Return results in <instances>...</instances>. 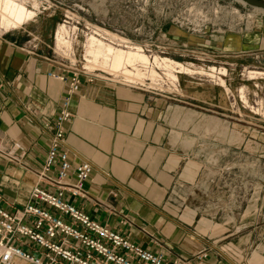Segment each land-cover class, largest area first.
Returning a JSON list of instances; mask_svg holds the SVG:
<instances>
[{
    "label": "crops",
    "instance_id": "1",
    "mask_svg": "<svg viewBox=\"0 0 264 264\" xmlns=\"http://www.w3.org/2000/svg\"><path fill=\"white\" fill-rule=\"evenodd\" d=\"M169 34L195 61L226 69V85L181 76L180 97L171 100L83 73L65 138L72 165L88 161L94 170L87 195L69 200L143 249L164 252L166 264H264V116L242 115L240 101L244 90L256 102L264 89V76L246 82L243 71L264 73V22L217 34L174 26ZM53 39L33 23L0 32V206L7 211L31 201L50 147L46 125L67 97L69 82L50 76H70ZM200 253L207 257L196 260Z\"/></svg>",
    "mask_w": 264,
    "mask_h": 264
},
{
    "label": "built area",
    "instance_id": "2",
    "mask_svg": "<svg viewBox=\"0 0 264 264\" xmlns=\"http://www.w3.org/2000/svg\"><path fill=\"white\" fill-rule=\"evenodd\" d=\"M68 19L69 17L66 16L63 25L70 24ZM93 33L102 40L115 44L107 36ZM141 49L144 53L149 52L151 59L154 58L151 54L152 50H145L143 47ZM62 53H58L63 59L61 65L65 66L70 76L53 73L50 76L68 81L69 88L62 111L53 122L46 125L47 130L50 131L51 141L44 168L38 174L39 182L55 188L56 192H49L39 183L31 192V201L22 208L11 212L0 206V264H12L15 260L28 264H166L164 252L152 253L143 249L126 236L94 221L84 209L76 207L69 200V197L80 198L87 195L85 184L94 170V165L88 161H82L77 166L72 165V152L65 138L66 122L72 117L68 109L70 101L80 89L82 74L93 72L89 73L83 65L77 66V61L71 62L66 54ZM73 56L75 57V54ZM83 61L87 63L85 56ZM144 68L140 67V69ZM207 70L213 77L205 74L194 75L209 78L217 84L221 79V83L224 81L226 85L224 80L227 76L226 69L215 67L212 71L208 66ZM143 74L142 79L133 77L125 83L152 95L179 97L180 82L177 74L181 73H174L176 80L158 67H155L154 75L150 74L149 70ZM111 76L108 74V77ZM240 101L246 106L242 97ZM259 104L261 102L256 96L255 106L259 107ZM253 113L260 116L259 113ZM42 204L54 212L43 208ZM25 244L32 245L41 252L32 253L24 248ZM206 257V253H200L195 259L200 261ZM172 264H187V262L176 258Z\"/></svg>",
    "mask_w": 264,
    "mask_h": 264
},
{
    "label": "rangeland",
    "instance_id": "3",
    "mask_svg": "<svg viewBox=\"0 0 264 264\" xmlns=\"http://www.w3.org/2000/svg\"><path fill=\"white\" fill-rule=\"evenodd\" d=\"M26 9L33 10L36 15L26 23L37 24L43 34L53 36V46L55 50H66L64 54L72 62L77 61V66H85L88 72L107 76L116 81H128L130 78L142 79L147 70L150 74H155V67L163 69L168 76H173L179 68L174 70L167 69L163 60L183 65L187 69H191L194 74L212 76L207 70L211 67L212 71L215 66L209 63L195 61L192 54H185L180 43L173 40L170 29L176 26L184 32L191 30L201 31L207 30L209 33L245 31L254 28L264 22V11L255 10L247 4L239 0H18ZM69 17L67 24L63 26V21ZM79 22V24L77 23ZM25 23V24H26ZM24 25V24H23ZM61 27L66 28V33L61 35L68 44L67 47L58 48V33ZM8 31L0 28V32ZM101 36L105 35L115 44H110L99 38L95 33ZM59 36V37H60ZM66 36V37H65ZM91 36L97 37L100 41L114 48L138 47L150 49L153 51V59L150 58L149 52H143L149 59V63L136 65V72L139 76L127 78L122 76L120 72L117 74L111 72L107 67L103 68L101 60L94 64L92 57L88 58L87 48L88 41ZM70 44V45H69ZM158 47V48H155ZM64 48V49H61ZM126 49V48H124ZM58 52V51H56ZM59 54H63L61 51ZM75 54V57L73 56ZM83 56L87 63L83 61ZM88 59V60H87ZM93 59V60H92ZM157 59L159 66L154 64ZM91 60L93 63H89ZM162 60V61H161ZM79 61V62H78ZM81 61V64H80ZM204 63V64H203ZM98 66H97V65ZM193 64L195 67H193ZM94 65V66H93ZM92 66V69L89 67ZM164 66V67H163ZM140 67H145L140 69ZM108 70V71H107ZM132 71V69H129ZM223 70V69H222ZM132 71V73H133ZM252 71V72H250ZM250 72V73H248ZM177 74L181 83V76H188L182 72ZM256 69H247L245 71L246 82L251 77L264 76L263 71L259 73ZM141 75V76H140ZM174 77H176L174 75ZM172 78V77H171ZM221 83V79H220ZM224 85V83H222ZM181 86V85H180ZM264 85H259L263 88ZM252 92L258 88L248 86ZM232 90V89H231ZM180 91V88H179ZM260 93L259 107L253 102V92L251 95L244 90L241 93L242 101L246 103V109L241 107L242 115L259 113L264 116V89ZM235 97L237 91L232 90ZM181 93V91H180ZM174 100V97L166 96ZM180 97V96H179ZM238 99V98H237ZM233 110H238L235 106ZM232 110V111H233ZM231 116H235V113ZM234 122V121H233ZM227 178V176H226Z\"/></svg>",
    "mask_w": 264,
    "mask_h": 264
},
{
    "label": "bare ground",
    "instance_id": "4",
    "mask_svg": "<svg viewBox=\"0 0 264 264\" xmlns=\"http://www.w3.org/2000/svg\"><path fill=\"white\" fill-rule=\"evenodd\" d=\"M35 15L36 13L33 10L26 9V7L22 3H20L18 0H0V28L1 29L3 28L8 31L16 30L17 28L23 26V24H25L26 22L31 21V19ZM65 27H61L57 35L58 36L57 37L58 38V41H57L58 48H60L61 46L67 47L68 40L65 41L66 39L60 36V34L63 35L66 33ZM124 48H114L100 41L97 37L91 36V38H89V41H88L87 55H88V58L92 57L94 59V64L99 63L100 62L99 60H101L100 65H102V67L106 69L108 67L111 70V72L115 74L120 72L122 76H125L127 78H130L133 76H139L138 72L134 73L133 70L136 69L135 67L138 64L147 65L149 63L148 57L144 55L142 49L138 47H132V48L124 47ZM61 49H64V48H61ZM56 51L64 52L66 50L59 51L56 49ZM89 63H93V61L89 60L88 64ZM162 63H164L167 69L174 70L175 68H179L178 72H182L187 75L195 73L191 69L189 70L185 68L183 65L178 64V63L174 64L173 62H170L169 60L168 61L163 60ZM154 64L159 66L160 63H158L157 59H155ZM89 69H92V66H90ZM129 69H132L133 73ZM170 77H172V79L174 80L177 79V77H174V75ZM251 78H254V77H251ZM222 83H224V81H222Z\"/></svg>",
    "mask_w": 264,
    "mask_h": 264
},
{
    "label": "water",
    "instance_id": "5",
    "mask_svg": "<svg viewBox=\"0 0 264 264\" xmlns=\"http://www.w3.org/2000/svg\"><path fill=\"white\" fill-rule=\"evenodd\" d=\"M255 10L264 11V0H239Z\"/></svg>",
    "mask_w": 264,
    "mask_h": 264
}]
</instances>
